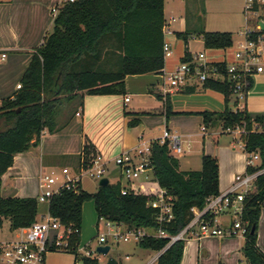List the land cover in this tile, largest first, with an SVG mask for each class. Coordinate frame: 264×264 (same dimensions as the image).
Returning a JSON list of instances; mask_svg holds the SVG:
<instances>
[{
  "label": "trees",
  "instance_id": "1",
  "mask_svg": "<svg viewBox=\"0 0 264 264\" xmlns=\"http://www.w3.org/2000/svg\"><path fill=\"white\" fill-rule=\"evenodd\" d=\"M163 7V0H74L61 4L54 14L51 30L44 35L22 74L20 88L0 102V189L1 176L11 166L14 155L36 145L44 129L55 131L63 111L80 108L84 95H124L127 75L162 72ZM190 32L201 36L206 49H226L232 45L228 31H205L191 26L177 33L184 43L182 61L191 57ZM203 87L221 92L225 100L222 111L201 112L203 123L211 126L218 122L223 133L242 127L239 138L244 143L243 151L259 155L258 164L245 167L247 172H261L243 199L241 219L248 231L241 251L248 264H264V252L257 246L258 218L264 206V131L253 129L255 125L264 127V113L252 117L245 107L238 110L235 100V107L229 108L232 83L227 78L207 79ZM194 90V87L183 89ZM164 108L167 116L170 112L167 95ZM65 114L69 117V112ZM138 122L135 117L128 123L131 126ZM150 150L151 181L129 182L125 186L120 178L98 185L93 193L84 191L80 185L76 191L62 188L50 198V214L62 224L80 229L83 202L92 198L98 219L129 228L161 227L169 235L178 234L192 219V207L202 209L206 198L219 194L218 162L216 157L203 153L200 169L180 170L167 141L160 144L152 140ZM91 154L92 149L84 146L73 170L78 172L87 166ZM122 188L126 189L124 194ZM161 189L171 196L173 218L159 225L156 209L149 202ZM38 209L35 197L0 195V219L8 218L11 230L30 225ZM78 234L69 235L68 250L80 257L82 264H97V256L87 257L75 250ZM168 242V237L146 236L138 245L152 251L163 250L156 264H180L184 240H175L166 247ZM116 264L121 263L116 261Z\"/></svg>",
  "mask_w": 264,
  "mask_h": 264
},
{
  "label": "crops",
  "instance_id": "2",
  "mask_svg": "<svg viewBox=\"0 0 264 264\" xmlns=\"http://www.w3.org/2000/svg\"><path fill=\"white\" fill-rule=\"evenodd\" d=\"M163 1L165 22L172 30V34L166 35L165 39L173 44L176 40V33H182L191 25L182 6L185 0ZM166 2H168L167 5ZM58 3L59 0H0V53H5V58L0 59V100L12 97L17 90L16 85L19 84L32 54L42 43L46 32H49L52 28L54 14L51 12V8ZM171 16L176 19L174 21L170 20ZM173 53H176V57H182L184 49L180 53L178 51L171 52L170 59ZM232 57L233 55L231 57L224 55L216 62L229 61ZM170 59L167 62L164 58V67L161 73L127 75L125 77L124 95H84L80 110L78 108L69 112V117L68 114L64 113L58 119V128L55 131L48 132L44 129L36 145L27 151L14 155L11 166L1 176L0 195L3 197L31 196L29 194L32 190H38L39 176L42 172L54 171L58 173L59 168H67L73 174L75 172L73 168L77 164L84 146L91 148L93 154H99L105 160V163L110 158L113 161L116 155L125 150H133L138 138L142 135L139 134L140 131L136 127H131L128 122L131 118L150 111L140 107L143 105L141 101H137L134 105L128 107L127 103L131 101L130 95L154 97L158 99V103L164 106V97L160 92V87L164 82V74L171 68ZM255 78V83L252 78L251 84H254V86L264 84L262 73L257 74ZM188 87H194L195 90L193 92L183 91ZM254 91L249 93L247 91V95H254ZM126 96L129 97V100L125 102L124 97ZM167 96L173 110H177L176 102H180L181 107L179 109L182 112H220L225 107L224 95L221 92L205 88L203 84L196 81H191L188 85L170 92ZM248 96L247 108L252 110L256 107L254 103L250 102ZM255 99L256 97L253 98V100ZM120 101L121 105H119ZM162 111L165 113V108H162ZM76 112L79 114L76 115ZM186 118L188 117L180 120L184 122L187 121ZM197 120L203 122L202 116H198ZM165 128H167V125H165ZM230 135L234 140L236 139L235 135ZM160 136L148 137L147 140L152 141ZM234 143H231L233 149L235 148ZM181 153H173V156L177 158L175 154ZM245 167L244 164L237 165V169L242 172L245 171ZM218 171L220 180L219 168ZM109 173L116 174L117 177L115 178L117 179L122 178L115 164L114 169L109 170ZM233 176L234 173H231L228 180L229 186ZM108 181H110L109 178ZM140 182L146 181L142 178L134 181V183ZM223 215H218L217 220L225 225L228 220L221 219ZM258 222H260L262 228L264 206L260 210ZM126 227L125 224H121L122 229ZM261 228L259 235H257V245L264 252V240L259 243V238L262 236ZM207 237L217 238L221 243H227L229 241L227 239L236 236L224 238L205 236L200 240ZM185 240L200 242L189 232L185 235ZM226 245H228L226 247H229L226 251H229L232 244L228 242ZM144 250L145 252H139L142 264H156L157 257L163 251H156L154 255H151L150 250ZM234 254H236V251L230 252L227 259H230ZM125 258L128 259L129 255H125Z\"/></svg>",
  "mask_w": 264,
  "mask_h": 264
},
{
  "label": "built area",
  "instance_id": "3",
  "mask_svg": "<svg viewBox=\"0 0 264 264\" xmlns=\"http://www.w3.org/2000/svg\"><path fill=\"white\" fill-rule=\"evenodd\" d=\"M73 1L59 0V3L51 8V12L56 14L61 4ZM243 3L246 27L240 32L243 39L234 48L232 59L220 62L208 61L204 52L201 51L198 54L191 55L189 60H181L171 72L164 74V82L160 87L163 97L182 86L188 85L191 81L203 84L207 79L222 80L227 78L232 83L231 96L237 102L236 108L242 110L245 107V104L239 103V101L246 99L249 82L254 75L264 72V33H262L263 30L259 24L260 20L264 22V0H244ZM175 19L174 16L170 17L172 21ZM251 22L252 25L249 27ZM162 33V50L165 58L172 52L169 42L165 39L166 35L172 34V30L166 22L162 27ZM4 58L5 53L1 52L0 59ZM222 65L223 68H221ZM16 88H20V84H17ZM128 100V96L124 97L125 102ZM78 114L76 112V115ZM253 129L264 131V127L261 128L256 125L253 126ZM232 132H236L240 136L243 128L236 127ZM155 140L160 144L167 141L172 155L173 153L182 152L180 137L176 134H170L167 128ZM150 143V140L142 139L138 141L133 150H125L113 158V163L118 168L122 178H125L128 182H134L140 178L146 182L152 180ZM237 143H240L243 149L244 143L241 140ZM259 160V155L256 152H246V166H255ZM105 164L99 154H91L88 165L82 167L78 172L71 174L69 169L62 168V177L59 182H57L59 178L56 172H42L39 176L40 194L37 201L39 204L46 205V209L44 212L38 209L36 219L30 225L18 228L12 240L0 242V264H44V257L48 251L68 250L69 235L79 233V228L66 226L50 214L48 210L50 198L54 194H58L62 188H71L76 191L80 185L82 175L98 180L105 177ZM260 172L261 170H256L234 174L230 186L225 191L206 198L202 209L191 208L193 212L192 219L176 235H169L161 227L156 230L134 227L122 229L121 224L107 221L106 225L110 228L109 235L117 241L134 240L136 242L146 236L168 237L169 242L166 247L175 240H184L188 232L197 240L205 236L244 238L248 229L241 219L243 199L251 190L255 178ZM53 185L55 186L53 187ZM125 192L126 189L122 188L121 193L124 194ZM170 201L171 196L166 195L165 190L161 189L158 196L149 202V205L156 209V221L159 225L167 223L173 218ZM220 214L229 215L227 224L222 225L217 220V216ZM104 242H106V234L100 233L98 244L103 245ZM82 251L80 254L84 256H95L89 246L83 247ZM97 264L106 263L98 258Z\"/></svg>",
  "mask_w": 264,
  "mask_h": 264
},
{
  "label": "rangeland",
  "instance_id": "4",
  "mask_svg": "<svg viewBox=\"0 0 264 264\" xmlns=\"http://www.w3.org/2000/svg\"><path fill=\"white\" fill-rule=\"evenodd\" d=\"M243 2L244 0H185L182 6L192 27H201L205 31H228L231 33L232 38V45L226 49H206L203 47L201 36H197L195 32H190L188 36V51L190 54L195 55L202 51L208 61L215 62L219 61L220 57L224 55L231 57L234 53V48L243 39V35L240 32L246 27ZM167 4L168 2H166ZM251 25L252 22L249 23V27ZM177 33L174 43L168 42L172 52L178 51L180 53L184 49V45L182 38ZM175 54L173 53L171 59L169 56H165L166 61L168 62L170 59L171 63V68L166 73L171 72L181 61V56L176 57ZM262 74L264 75V72ZM255 76H253L254 83L256 80ZM253 90H255L254 95H246L245 100L239 101V103L245 104L246 112L252 117L264 113V84H260L259 86L251 84L248 88V93ZM247 96L250 98V102L255 104L256 108L252 110L247 108ZM254 96L256 97L255 100H253L255 98ZM130 98L131 101L127 103L128 107H131L137 101H141L143 105L140 107L149 109L150 111L149 113L137 115L136 117L139 119V122L131 125V127H136L140 131L139 134L142 135L138 138V141L161 135L165 129V125H167L170 134L180 136L183 152L181 154H175L179 160L180 169H200V158L203 153L216 157L220 170V192L228 188V180L231 173L236 174L242 172L237 169V165H245L246 152L243 151L240 143H237V141L240 142V138L236 132L230 131L228 132L229 134L223 133L218 122L213 123L211 126H206L203 122H198L197 117L201 115V112H182L179 109L181 107L180 102H176L177 110H173L170 107V112L166 116L162 111L164 106L158 103V99L148 96H137L135 94H131ZM119 103L121 105V101ZM227 105L229 108L235 107L232 96H229ZM63 112L70 111L65 109ZM184 117H188L186 118L187 121L182 122L180 119H184ZM203 128L204 130H202ZM230 134L235 135L236 139L234 140ZM234 141L236 142L234 143ZM231 143H234V149ZM105 168L104 176L109 178L111 182H116L118 180L115 178L117 175L109 173V170L114 169L111 158L105 164ZM56 174L59 178L57 182H59L62 177L61 168H59ZM98 181L96 178L82 175L79 183L84 191L93 193L98 187ZM121 182L125 186L129 183L125 178H121ZM39 194L40 188L38 187V190H32L29 195H31L30 197L37 198ZM45 209L46 205L39 204V211L44 212ZM228 218L229 215L224 214L221 219L228 220ZM106 222L104 218L98 219L93 199L87 198L82 205V216L78 234L79 241L75 250L82 253V248L89 246L93 250V255L97 256L102 262L106 263L107 259L112 257L116 261H120L121 264H142L141 254L139 252H145L144 248L140 247L134 240H114L109 235L110 228L106 225ZM261 225L263 226L262 228L260 227V222H258L257 235L260 233V228L262 229V236L259 238V243H262V240H264V223H261ZM16 232L17 229H10L8 218L0 219V242L12 240ZM100 233L106 234V242L103 245L109 246L107 254H101L95 251L96 247L100 245L98 244V236ZM227 240L232 244L230 245L229 251H226L229 248L226 247L228 246L226 245L228 242L221 243L217 238L207 237L200 240V242L185 240L180 264H248V261L241 251L244 238L234 237ZM233 251H236V254L230 259H227L229 258L228 254ZM150 253L154 255L156 251L150 250ZM125 255H129V258L126 259ZM44 264H82V262L80 257H75V253L72 250H50L44 257Z\"/></svg>",
  "mask_w": 264,
  "mask_h": 264
},
{
  "label": "water",
  "instance_id": "5",
  "mask_svg": "<svg viewBox=\"0 0 264 264\" xmlns=\"http://www.w3.org/2000/svg\"><path fill=\"white\" fill-rule=\"evenodd\" d=\"M259 24L261 26V29L264 30V22L262 20L259 21ZM108 178L107 177H102L99 181H98V185H104L106 183H108ZM251 231H253V228L251 229ZM109 251V246L108 245H99L96 247V252L101 253V254H107V252ZM106 264H116V260L112 257H109L106 261Z\"/></svg>",
  "mask_w": 264,
  "mask_h": 264
}]
</instances>
